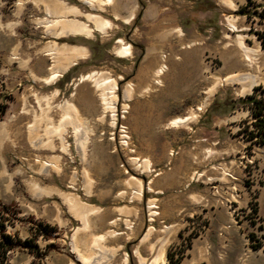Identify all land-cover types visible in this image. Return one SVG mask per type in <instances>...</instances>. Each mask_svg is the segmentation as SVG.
<instances>
[{
    "label": "rangeland",
    "instance_id": "374dc122",
    "mask_svg": "<svg viewBox=\"0 0 264 264\" xmlns=\"http://www.w3.org/2000/svg\"><path fill=\"white\" fill-rule=\"evenodd\" d=\"M55 1L82 14L99 15L114 26L93 37L57 38L37 24L50 19L47 0H0V214L5 233L31 240L38 250L35 255L16 247L2 264H81L74 243L95 259L114 252L107 264H124L125 258L126 264H138L135 252L150 260L163 237L168 239L165 264H179V253L201 240L207 229L218 228L215 222L222 211L234 222L242 216L237 207L242 192L249 213L264 192V182L258 184L264 179V145L253 144L245 158V176L238 159L229 162L239 148V128L249 127L246 99L264 96V47L257 43L259 30L248 24L256 5L252 0H232L234 8L220 0H131L136 10L124 23L104 2L92 10L82 0ZM237 37L254 59L250 71L239 72L254 76L252 88L222 84L203 110L196 111L215 79L233 73V62L246 63ZM118 40L129 45V56L117 55ZM52 42L83 47L87 55L45 83L55 64L43 48ZM91 73L114 82V112L104 110L93 78L81 80ZM127 87L130 101L123 98ZM65 102L74 108L78 133L72 121L63 120ZM190 110L197 112L196 120L184 127L169 125ZM61 122L66 124V152L56 133ZM81 132L87 136L82 152L77 143ZM203 137V155L190 151ZM143 159L149 162V172L138 166ZM46 164L51 167L46 169ZM226 172L236 179L228 180ZM137 184L139 198L132 194ZM226 184L233 191L232 201L226 200ZM65 196L79 208L97 209L87 217L88 228L83 229ZM149 202L156 207L153 217L147 211ZM259 215L260 223L264 214ZM39 224L54 229L48 238L35 235ZM213 230L207 233L213 252L219 254L223 250ZM98 236H103L101 249L93 246Z\"/></svg>",
    "mask_w": 264,
    "mask_h": 264
},
{
    "label": "bare ground",
    "instance_id": "6f19581e",
    "mask_svg": "<svg viewBox=\"0 0 264 264\" xmlns=\"http://www.w3.org/2000/svg\"><path fill=\"white\" fill-rule=\"evenodd\" d=\"M39 2V0H37ZM48 1V8L47 9V15L50 19H44L38 21L37 24H42L45 27L46 34H49L54 37H66V36H84V37H93L94 33L99 34H105L106 31L112 28L114 26L109 20L104 19L103 17L95 14H82L78 8L74 6H70L62 1H55V0H47ZM81 1V0H80ZM85 5L88 6V8L92 10L101 9V4L104 2L105 4H109L110 8L109 11L113 15L115 19L121 20L124 23H127L132 19L134 16V10H136V5L131 0H82ZM223 4L228 6L229 8H234V3L232 0H220ZM44 2V1H43ZM42 3V2H41ZM45 4V2L43 3ZM47 6V5H46ZM148 13V12H147ZM71 17V18H69ZM82 17L86 20L87 23L79 21L77 18ZM232 30H235L233 27L230 26ZM175 34L177 36H181L182 33L179 29L175 30ZM121 43V46L117 49V55L120 57H127L130 55V47L129 45L122 44L121 40H118ZM237 46L242 50L245 61L237 60L233 62L230 65V69H232L233 73H230L224 78L221 79H215L212 82V86L206 90L205 98L202 101L201 105L196 108V111H201L203 108L208 104L210 97L214 94L216 89L220 87L222 84L230 83V84H240L244 85L247 84L248 91L252 88L254 84V76H252L250 73H239L242 70L246 69L248 71L251 70V65H253L254 59L251 58V50L244 46L242 43V39L240 37H237L236 40ZM45 54L50 55L51 58L54 60V66L52 67V72L49 74V76L43 81L45 83L54 82L57 78H59L66 69L76 64V60L78 59H84L87 55L85 49L83 47H77V46H69L66 44H56L54 42L46 44L43 48ZM165 67L162 65L160 68H158L155 72V75L158 77L162 74L163 69ZM235 71V72H234ZM238 71V72H236ZM93 78L95 84L97 85L98 89L100 90V96L102 105L104 106L105 111H111L114 112L117 100L114 96V89L115 84L114 82L107 81L105 78H101L98 73H91L89 75L81 77V80ZM246 87V85H245ZM130 88L127 87V89L124 92V101H130ZM260 101L264 103V96L263 98H259ZM49 105V104H47ZM64 117L63 120L72 121L70 123V126L74 129V132L78 133V130L76 127L79 125V121L77 122L76 117L74 114L72 115V111H74V108L71 104L66 103L64 104ZM121 109L125 111L127 109V106L125 104L121 105ZM194 110H190L188 114L181 117H176L172 119L169 122L170 126H187L189 123L196 120L197 112ZM72 112V113H71ZM77 116V115H76ZM264 117V110L262 114H258V119H261ZM62 120V121H63ZM62 124V122H61ZM59 124V126L61 125ZM76 124V125H75ZM69 125V124H68ZM81 126V125H80ZM66 124L63 123L58 129H56V133H59L58 140L59 145L61 148V151L66 152L67 147L64 144L63 134L65 133ZM263 131V130H262ZM257 128L256 138L254 141V145H264V132H262ZM75 133V135H77ZM82 133V132H81ZM80 133V139L77 140L79 150L82 152L83 145L85 144L84 141L86 140V137L83 135L81 137ZM86 135V134H85ZM76 141V140H75ZM136 160V159H135ZM134 161V160H133ZM138 161V160H137ZM140 162V161H139ZM136 163V162H135ZM49 164H46V169L49 168ZM141 169H143V172H149L150 171V165L149 162L146 159H143L140 164H138ZM44 167V166H43ZM51 167V166H50ZM45 171V170H44ZM149 190V188H147ZM135 195V197L139 198L141 196V189L140 186L137 184L134 187V192L132 193ZM65 200L68 202L70 210L74 211L79 218L81 219V222L83 224V229L88 228L87 223V217L91 214H94L97 209L91 208V207H82L79 208L78 205L75 203V201L69 197L65 196ZM155 205L151 202L147 205V211L149 212L150 216H155L156 213L153 211L155 209ZM150 228L146 230V233L144 237L141 239V243H143L147 239V235L149 234ZM79 229L75 230V233H77ZM75 235V234H74ZM73 235L72 238L75 239V236ZM103 240V236H98L95 238L93 246L97 247L98 249H101V246L99 242ZM75 241V240H74ZM168 243L167 237H163L159 240L157 250L153 257L150 260H146L144 257H142L138 252H135L138 264H165V249L166 245ZM74 250L77 253V259L81 264H107L109 263L113 256L114 252H111L103 257L93 258L91 255H86L84 253H81L78 251L75 243L73 246ZM150 251L154 249V245L151 244L149 246ZM124 264H126V258L124 259Z\"/></svg>",
    "mask_w": 264,
    "mask_h": 264
},
{
    "label": "crops",
    "instance_id": "0c3cea01",
    "mask_svg": "<svg viewBox=\"0 0 264 264\" xmlns=\"http://www.w3.org/2000/svg\"><path fill=\"white\" fill-rule=\"evenodd\" d=\"M252 1L256 5L254 9L256 14L255 16H250L248 19L250 23L248 24L252 28L256 27L260 34L263 35L264 20H262L261 17H264V0ZM257 43H259V40H257ZM209 138L210 136L208 137V140ZM200 141L202 142H197V144L192 145L189 149L197 155H203L206 147L205 145H207V143H205V137ZM226 143L227 141H225V144ZM236 147L237 145H235V148ZM190 170V166H187L186 173H189ZM227 183L232 184L235 187L233 182ZM224 193L226 200L232 201L233 191L230 190V186L227 184ZM263 195V191L259 193L258 202L255 204L256 208H253L254 211L249 213L244 210V200L246 195L242 192L240 194L242 201L237 203V207L242 208V216L234 222L226 212L222 211L215 222L218 228L214 227V230L207 229L201 240L192 242L188 250L181 254L179 264H215L214 261L216 260V257L219 258L218 264H264V228L259 229V224H264V218L260 223L258 222L260 217L259 214H264ZM210 230L218 231L217 238L219 247H222L221 249L223 250L219 254L213 252L214 246L210 242V237L207 233L210 232ZM183 255L185 258H183ZM183 261L186 262L183 263Z\"/></svg>",
    "mask_w": 264,
    "mask_h": 264
},
{
    "label": "trees",
    "instance_id": "16d2710c",
    "mask_svg": "<svg viewBox=\"0 0 264 264\" xmlns=\"http://www.w3.org/2000/svg\"><path fill=\"white\" fill-rule=\"evenodd\" d=\"M256 36L258 38V40L261 43V46L264 47V35L260 34V33H256ZM250 100V98H247L246 101ZM252 102V101H251ZM255 106L254 108H256V115L258 116V114H262L263 110H264V103L262 101H255L254 102ZM3 109L4 107L0 106V115L3 113ZM258 122V126H259V130L264 132V117L261 119L257 120ZM5 209V208H4ZM4 218L1 216L0 214V264L6 262L7 260V254L9 252H11L14 248L19 247L22 249H26L28 250V252H30L31 254H35L37 255L38 250L36 245L33 244V242L31 240H24V241H20L17 238H13L12 236H10L9 234L5 233V224H4ZM54 229L46 226V225H38V229L36 230L35 235L38 236H42V238L46 239L50 236L49 231H53ZM180 256H178L177 261L180 259L179 257H181V253H179ZM42 255V254H39ZM168 257L170 259L173 258V254H169ZM170 264H176L173 263L171 261Z\"/></svg>",
    "mask_w": 264,
    "mask_h": 264
},
{
    "label": "built area",
    "instance_id": "2783aa9c",
    "mask_svg": "<svg viewBox=\"0 0 264 264\" xmlns=\"http://www.w3.org/2000/svg\"><path fill=\"white\" fill-rule=\"evenodd\" d=\"M264 51V49H262ZM250 98V100L247 101L248 104H246V108L248 109V113H249V118H250V123H249V127L247 129H243L242 127L239 128V130H241L240 134L237 137V142L239 144V148L237 149V151L234 152V154L232 156H230V160L229 162L231 163V160H235L238 159L239 160V164L238 166H240L242 172L244 173V176L246 175L247 172V168H245V158L248 155L249 151L251 150L253 143L255 141L256 138V133H257V128H259V126L257 125L258 123V116L256 115V108H254L255 101H260L259 100V96H250L248 97ZM252 101V102H251ZM228 180H235L236 178H234L233 174H231L230 172H226L224 175ZM264 182L263 178H259L258 180V184L261 187V184ZM255 205V203H252L251 208Z\"/></svg>",
    "mask_w": 264,
    "mask_h": 264
}]
</instances>
